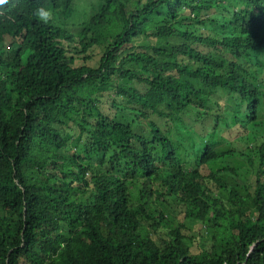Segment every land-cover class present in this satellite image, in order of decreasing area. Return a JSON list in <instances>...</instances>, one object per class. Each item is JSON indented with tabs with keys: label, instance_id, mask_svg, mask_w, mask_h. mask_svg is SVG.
Returning a JSON list of instances; mask_svg holds the SVG:
<instances>
[{
	"label": "trees",
	"instance_id": "obj_1",
	"mask_svg": "<svg viewBox=\"0 0 264 264\" xmlns=\"http://www.w3.org/2000/svg\"><path fill=\"white\" fill-rule=\"evenodd\" d=\"M101 1L0 5V264H264V0Z\"/></svg>",
	"mask_w": 264,
	"mask_h": 264
},
{
	"label": "rangeland",
	"instance_id": "obj_2",
	"mask_svg": "<svg viewBox=\"0 0 264 264\" xmlns=\"http://www.w3.org/2000/svg\"><path fill=\"white\" fill-rule=\"evenodd\" d=\"M101 6H102L101 0H76L75 14L72 18L68 20H64L63 18H59V16H54L53 20L55 21L56 24H60L64 27L66 26V28L72 33L78 34L84 28L85 23H87L92 18L93 15L99 12ZM7 45L9 46L10 42L7 41ZM92 54L94 56V59L90 61L89 65L95 66L96 61L99 60L101 54L99 50H93ZM260 119L264 120V109H263V113L260 116ZM194 139H195V148L197 150H200V135H195ZM180 149L183 150V146ZM189 152L192 153L190 150ZM196 228L198 229L199 226H197ZM195 232L191 231L189 232V235L193 236Z\"/></svg>",
	"mask_w": 264,
	"mask_h": 264
},
{
	"label": "clouds",
	"instance_id": "obj_3",
	"mask_svg": "<svg viewBox=\"0 0 264 264\" xmlns=\"http://www.w3.org/2000/svg\"><path fill=\"white\" fill-rule=\"evenodd\" d=\"M6 2L7 0H0V5H3ZM32 14L38 22H42L44 24H49L53 21L54 18L53 8L45 5H40L36 7Z\"/></svg>",
	"mask_w": 264,
	"mask_h": 264
}]
</instances>
